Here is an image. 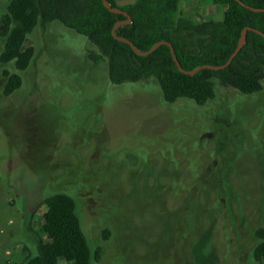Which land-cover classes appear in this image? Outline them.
I'll use <instances>...</instances> for the list:
<instances>
[{"label":"rangeland","instance_id":"obj_1","mask_svg":"<svg viewBox=\"0 0 264 264\" xmlns=\"http://www.w3.org/2000/svg\"><path fill=\"white\" fill-rule=\"evenodd\" d=\"M180 9L203 21L225 7ZM26 47L35 57L11 96L13 66L0 62V264L37 256L42 202L58 193L75 199L92 253L102 249L91 264H256L264 80L249 96L215 80L204 110L173 106L156 78L113 85L108 60L59 21L38 25Z\"/></svg>","mask_w":264,"mask_h":264},{"label":"trees","instance_id":"obj_2","mask_svg":"<svg viewBox=\"0 0 264 264\" xmlns=\"http://www.w3.org/2000/svg\"><path fill=\"white\" fill-rule=\"evenodd\" d=\"M114 8L127 12L132 22L122 25L117 33L132 41L136 48L148 52L156 43L168 41L175 48L181 66L192 71L203 65L221 66L228 62L247 28L264 33V13L246 6L264 8V0H211L225 7L222 20L197 21L186 17L181 0H108ZM120 2H125L120 5ZM124 14L112 13L102 0H10L0 20L3 49L0 62L12 65L6 71L8 80L4 95L11 96L23 84L35 49L26 47L29 35L38 25L59 21L67 28L87 38L108 60L109 79L113 85L138 83L156 78L165 103L175 106L189 100L199 109L216 98L217 82L243 95L258 94L264 80V37L248 31L247 42L226 69H203L194 75L182 73L176 65L171 49L160 46L148 56L138 55L131 45L118 41L113 29ZM93 60L98 57L91 56ZM46 208L37 241L38 254L29 256L26 264H91L101 258L102 249L94 251L83 232L75 199L58 193L44 199ZM107 239L108 231L103 234ZM259 241L254 248L256 264H264V229H258Z\"/></svg>","mask_w":264,"mask_h":264},{"label":"water","instance_id":"obj_3","mask_svg":"<svg viewBox=\"0 0 264 264\" xmlns=\"http://www.w3.org/2000/svg\"><path fill=\"white\" fill-rule=\"evenodd\" d=\"M105 4V6L112 12V13H119V14H124L126 17H127V20L125 21H120L118 22L114 29H113V36L115 37V39H117L118 41H121V42H125L129 45L132 46V48L134 49V51L140 55V56H148L150 54H152L155 50H157L160 46L162 45H167L170 47L171 49V53H172V56H173V59L176 63V65L178 66L179 70L184 73V74H187V75H194L196 73H198L199 71L203 70V69H209V70H214V71H219V70H223V69H226L227 67H229L233 61V59L239 54V52L242 50V48L245 46L246 42H247V33L248 31H254L258 34H260L261 36L264 37V33L261 32L260 30H257V29H254V28H250V27H247L244 31H243V36H242V39L240 40L236 50L234 51V53L231 55L230 59L228 60V62L224 65H221V66H213V65H203V66H200L192 71H188V70H185L179 60H178V57L176 55V52H175V48L174 46L172 45V43L168 42V41H160L158 43H156L148 52H142L140 50H138L136 48V46L134 45V43L132 41H130L129 39L125 38V37H121L118 35L117 33V30L120 26L122 25H127V24H130L132 22V18L131 16L119 9V8H114L111 3L108 1V0H102ZM239 1V0H238ZM241 5L243 6H246L248 9L254 11V12H259V13H264V8H255V7H251V6H247L245 5L243 2H240Z\"/></svg>","mask_w":264,"mask_h":264},{"label":"crops","instance_id":"obj_4","mask_svg":"<svg viewBox=\"0 0 264 264\" xmlns=\"http://www.w3.org/2000/svg\"><path fill=\"white\" fill-rule=\"evenodd\" d=\"M215 6H217V5H215ZM224 11H225V9H224Z\"/></svg>","mask_w":264,"mask_h":264}]
</instances>
